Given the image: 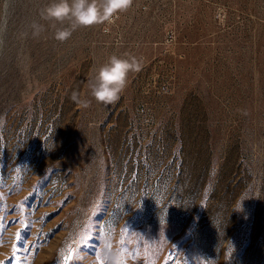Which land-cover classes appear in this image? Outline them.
<instances>
[{"label":"rangeland","instance_id":"rangeland-1","mask_svg":"<svg viewBox=\"0 0 264 264\" xmlns=\"http://www.w3.org/2000/svg\"><path fill=\"white\" fill-rule=\"evenodd\" d=\"M51 2L0 0V264H264V0H133L65 41ZM113 54L142 68L105 106Z\"/></svg>","mask_w":264,"mask_h":264},{"label":"clouds","instance_id":"clouds-1","mask_svg":"<svg viewBox=\"0 0 264 264\" xmlns=\"http://www.w3.org/2000/svg\"><path fill=\"white\" fill-rule=\"evenodd\" d=\"M132 3L133 0H52L39 10V17L43 21L59 23L68 19L70 27L55 30V39L65 41L78 28L112 22L118 13L127 11ZM29 27L33 37H39L46 31L45 25L38 21H32ZM141 68L142 63L135 56H109L88 80L89 95L105 106L114 104L126 88L129 74L138 73ZM71 99L85 107L89 104L88 100H81L77 92L72 93ZM98 255L102 264H126L121 254L106 248Z\"/></svg>","mask_w":264,"mask_h":264}]
</instances>
